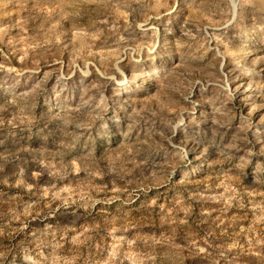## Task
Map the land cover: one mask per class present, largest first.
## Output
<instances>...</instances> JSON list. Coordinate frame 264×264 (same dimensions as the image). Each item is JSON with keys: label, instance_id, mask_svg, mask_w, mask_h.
Here are the masks:
<instances>
[{"label": "rangeland", "instance_id": "rangeland-1", "mask_svg": "<svg viewBox=\"0 0 264 264\" xmlns=\"http://www.w3.org/2000/svg\"><path fill=\"white\" fill-rule=\"evenodd\" d=\"M0 264H264V0H0Z\"/></svg>", "mask_w": 264, "mask_h": 264}, {"label": "bare ground", "instance_id": "bare-ground-1", "mask_svg": "<svg viewBox=\"0 0 264 264\" xmlns=\"http://www.w3.org/2000/svg\"><path fill=\"white\" fill-rule=\"evenodd\" d=\"M252 37H254L253 39H250V40H248L249 42H251L252 40H254L255 38H256V35H252ZM200 167L201 165L199 164V165H197V167ZM196 167V166H195ZM199 168H197V170H198Z\"/></svg>", "mask_w": 264, "mask_h": 264}]
</instances>
